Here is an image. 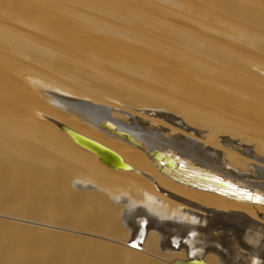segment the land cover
I'll return each mask as SVG.
<instances>
[{"label": "bare ground", "instance_id": "bare-ground-1", "mask_svg": "<svg viewBox=\"0 0 264 264\" xmlns=\"http://www.w3.org/2000/svg\"><path fill=\"white\" fill-rule=\"evenodd\" d=\"M30 1L0 0V195L21 184L11 202L49 213L33 239L0 236V264H264V203L240 194L264 196V78L243 64L264 68V33L186 0L167 1L202 20L149 0ZM240 1L207 0L264 23L263 2Z\"/></svg>", "mask_w": 264, "mask_h": 264}, {"label": "rangeland", "instance_id": "rangeland-1", "mask_svg": "<svg viewBox=\"0 0 264 264\" xmlns=\"http://www.w3.org/2000/svg\"><path fill=\"white\" fill-rule=\"evenodd\" d=\"M26 1H30V0H26ZM55 3L54 4H60V5H62V6H69L70 7V5H67V4H72L73 2H71L72 0H58V1H55V0H53ZM52 1V2H53ZM117 1V0H116ZM120 1V0H119ZM123 1H126V0H123ZM136 0H134L133 2H135ZM140 1V0H139ZM138 0L135 2V5H134V3L132 2V0H128V2L130 3V4H132V5H134V6H136V3L137 2H139ZM149 1H151V2H154V3H156V4H158V5H160L162 8H164V10H166V11H169L171 14L172 13H175V14H181V15H184V16H186V17H188V19H193V20H202V18H201V16L197 13L198 11L197 10H194L195 9V7L194 6H197L196 8L198 9H204L203 11H208V10H211V11H213L214 13H216V14H218V15H221L222 17H224V18H226V19H232V20H238V22H240L241 21V23H244L246 26H250V27H252L253 29H255V30H261V32H263L264 33V23H261V22H255V21H253V20H251L250 19V17H237V16H234L233 14L234 13H230V12H225V10H223V9H221V8H218L217 6H214V5H212V4H210V3H208L207 2V0H186V1H189V2H191L192 3V5H194L193 6V8H192V6L190 7V9H189V7H187V6H184V5H181V6H177V5H175V4H173V3H171L170 1H167V0H149ZM230 1H232V3L235 5V4H237V5H235L236 7H238V8H240L238 5H241V3H243L242 1H240V0H230ZM258 3H261L262 4V2H263V4H264V0H256ZM31 3H34V1L32 2V0L30 1ZM66 2H68V3H66ZM141 2V1H140ZM140 2L138 3V5L140 4ZM66 4V5H65ZM243 4H245V5H247V6H249V7H251L252 6V4L250 5H248V3L246 4V3H243ZM141 6L142 5H145V4H143V3H141L140 4ZM186 7V8H185ZM257 10H259L260 12H262L263 14H264V10H261V7H259V5H255L254 6ZM80 8V7H79ZM260 8V9H259ZM82 10L84 9V8H81ZM85 10V12L87 13V14H89L91 17H93L92 19H97L98 17H102V15L101 14H98V13H96V12H92V11H89V10H86V9H84ZM19 13H22V11H19ZM31 15V14H30ZM32 16H34V15H32ZM37 17H39V19H40V15L39 16H37ZM41 18H43V17H41ZM211 22L210 23H213V21L212 20H210ZM252 25V26H251ZM185 26L186 27H189V28H192V30H196L195 28H193L191 25H189V24H185ZM194 26V25H193ZM49 30H51V31H53L52 30V28L51 27H47ZM196 32V31H195ZM50 33V32H49ZM104 44H109L108 42H104V41H102ZM179 48V47H178ZM179 50H181L182 52H185L184 50H182L181 48H179ZM186 54L188 55V56H192V58L194 57V58H196V59H198V60H201V59H199L198 57H196V55H199V53H195V52H191V53H188V52H186ZM201 61H203V60H201ZM243 64L245 65V66H248V68L250 69V70H252L253 72H255V73H257V74H259L260 76H262L263 78H264V68L263 67H258V66H253V65H251L250 63H248V62H246V61H244L243 62ZM81 76L83 77V75H82V73H81ZM82 77H80V78H82ZM82 79H78V82H80V83H82V81H81ZM76 86V85H75ZM88 90V89H87ZM118 90H125L124 88H119ZM2 173H3V171H1ZM7 173H10L11 174V176H13L14 175V170L13 169H11L10 171H8ZM0 179H2V176L0 175ZM4 179V178H3ZM2 179V181L0 180V183H1V185L0 186H2V184L4 183L3 181L5 180H3ZM13 182L14 181H17V180H12ZM18 182V181H17ZM18 183H20V182H18ZM7 184V183H6ZM5 185V184H4ZM4 185H3V187H4ZM8 185V184H7ZM13 185L14 186H16V183L14 182L13 184H12V186L11 187H8V186H10V185H8V186H6L5 185V187H6V189L7 188H9V190H6L5 189V187H4V189L8 192L9 191V193L7 194L8 195V197H4V198H2V196L0 195V198L2 199H0V204H1V201L3 202V204L5 205V206H8V207H6V208H3V207H5L3 204H1V207H0V221H1V219H2V221H1V223L3 222L4 223V225L6 226V230L5 231H7L8 230V232H9V234H5V232L4 231H1L0 230V236H4V237H7L8 238V240H11L12 239V234L13 233H17L18 231H20V227L21 228H23V232H24V235H22L23 234V232H22V230L20 231V233H18V234H20V235H22V236H24L25 238H24V240H26V238L28 239V236L30 235V237L33 235V237H34V233L37 231V229L36 228H39L40 227V231L38 232H36L35 233V235L37 234V233H39L40 235L42 234L41 233V229H43V223H45L44 221L46 220L47 221V219H48V217H47V219H45L46 217H45V215H48V213H49V211L48 212H46L45 213V211H47L48 209H46V208H44V209H46V210H39L38 208H36L35 206H32V205H34V203H33V201H31V204L29 203H27V205H30V208L32 207H34V209L36 208V214H35V211H34V209H29V206H28V208H27V205H26V203L25 202H23V200H25V199H22V198H24L26 195H23L22 197H21V199L20 200H22V201H20V200H18V199H15L14 201H12L11 202V198L9 197L10 195H11V197H12V199H13V196L18 192L19 194H21L20 193V187H21V184H17V188L15 187H13ZM18 186H20V187H18ZM12 187L14 188V189H16V190H14L13 191V189H12ZM11 188V189H10ZM3 189V188H2ZM3 189V193H4V195L5 196H7L6 195V191ZM19 189V190H18ZM18 190V191H17ZM11 191V192H10ZM33 191V190H32ZM31 191V194L32 193H34V191L32 192ZM18 193L15 195V196H18ZM10 194V195H9ZM29 194H30V192H29ZM30 194V195H31ZM22 195V194H21ZM21 195H19L17 198H19ZM34 194H32L31 196H33ZM34 197V196H33ZM14 198H16V197H14ZM8 200H10L9 202H8V205L6 204L7 203V201ZM20 201L21 203H19L18 201ZM32 200V199H31ZM5 201H6V203H5ZM16 202H18V204L19 205H23V206H16V205H18ZM34 202H36L35 200H34ZM11 203H12V205H15L16 207L15 208H11V207H14V206H12L11 205ZM16 203V204H15ZM33 203V204H32ZM25 205V206H24ZM20 207V208H19ZM23 207L25 208V209H23ZM2 208V209H1ZM7 208H8V210H7ZM11 209V210H10ZM28 209H29V211L30 210H32L31 211V215H32V217L31 216H29L28 214ZM15 210V211H14ZM20 210H23V211H25V213H26V211H28L26 214L23 212V211H20ZM39 210V211H38ZM6 211V212H5ZM41 211H43V212H41ZM33 212V213H32ZM38 212H39V214H38ZM40 212L43 214V213H45V214H43V215H41L40 214ZM23 213V214H22ZM38 214V215H37ZM21 215H23V218L21 217ZM24 215H26V216H24ZM27 215H28V217H27ZM35 215V216H34ZM41 215V216H40ZM36 218V217H38L39 219H41V221L40 220H38L37 218L35 219L34 217ZM36 220V222H35V220ZM43 219V220H42ZM45 219V220H44ZM22 220V221H21ZM25 220V221H24ZM7 221V222H6ZM38 222H40V223H38ZM42 223V224H41ZM12 224V225H11ZM14 224V225H13ZM31 224V225H30ZM38 224H40V225H38ZM15 225H16V227H17V225H18V227H19V225H20V227L19 228H16L15 227ZM23 227H22V226ZM27 225V226H26ZM29 225V226H28ZM14 226V227H13ZM32 226V227H31ZM39 226V227H38ZM41 226H42V228H41ZM15 228V229H13V228ZM27 227V228H26ZM9 228H12L13 230H10L9 231ZM26 229V231H24L25 229ZM31 230H29V229ZM33 228V229H32ZM46 228V227H45ZM16 229H17V232H16ZM27 229H28V231L29 232H27ZM47 229V228H46ZM15 230V231H14ZM35 230V231H34ZM45 232L46 233V230L44 229V230H42V232ZM61 231V230H60ZM13 232V233H12ZM22 232V233H21ZM29 233V235L28 234H26V233ZM30 232H34V233H30ZM43 232V233H44ZM44 233V235L46 236V234ZM25 234H26V236H25ZM39 234H37V236H39ZM43 235V236H44ZM48 235V234H47ZM83 236H85L86 238H88V239H91V240H93L92 238H94V240L93 241H95V240H100L99 238H95L94 236H92V235H89L88 233H86V234H82ZM91 236V237H90ZM21 237V236H20ZM33 237H31L32 239H33ZM36 237V236H35ZM34 237V238H35ZM114 237V236H113ZM30 238V239H31ZM116 238V237H115ZM115 238H112V239H115ZM31 239V240H32ZM23 240V239H22ZM102 240V239H101ZM111 242V244H113L114 246H112V247H115V248H117L118 246V248L117 249H122V250H131L130 249V247L129 246H124L122 243V241H119V240H117V238L115 239V243L113 242V241H110ZM118 242H120L121 243V245H120V243H118ZM119 244V245H118ZM197 244H199V241H197ZM116 245H118V246H116ZM120 247H122V248H120ZM33 248H35V247H33ZM124 248V249H123ZM127 248V249H126ZM129 248V249H128ZM44 250H47L46 248H44Z\"/></svg>", "mask_w": 264, "mask_h": 264}, {"label": "water", "instance_id": "water-1", "mask_svg": "<svg viewBox=\"0 0 264 264\" xmlns=\"http://www.w3.org/2000/svg\"><path fill=\"white\" fill-rule=\"evenodd\" d=\"M68 103L71 104H76V106L74 108V111H76V113H80L83 114L84 117H86V119L92 121V119H96L98 117V115H102V113L100 112V110H98V107H101L100 105H95V104H91L89 102L86 101H80V100H75V99H70L67 100ZM80 107V108H78ZM106 115V114H104ZM109 116V115H107ZM110 118V117H108ZM97 120V119H96ZM112 126H114L113 124H111ZM98 127H100L102 130L106 131V132H111L110 129L106 128V126L104 124H99ZM62 129L66 130V132L70 135V137L72 138V140H74L76 143L89 148L90 150H92L93 152H95L96 154L99 155L100 159H103V157H105L107 154H110V156L112 157V161H116L115 159H117V157L115 156V154H113L112 152H110L108 149H106L105 147L101 146L100 144L66 128L62 126ZM115 163V162H114ZM251 189V188H250ZM232 196H235L237 193L233 192L230 193ZM241 195H243V193H240ZM239 194V195H240ZM251 194V193H250Z\"/></svg>", "mask_w": 264, "mask_h": 264}, {"label": "snow or ice", "instance_id": "snow-or-ice-1", "mask_svg": "<svg viewBox=\"0 0 264 264\" xmlns=\"http://www.w3.org/2000/svg\"><path fill=\"white\" fill-rule=\"evenodd\" d=\"M213 179H219V178L218 177H213ZM229 187L233 188L234 186L229 184ZM243 195H245L249 200H255L257 202L264 203V196H261V195L253 196V195H251L248 192H244Z\"/></svg>", "mask_w": 264, "mask_h": 264}]
</instances>
